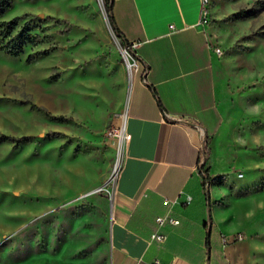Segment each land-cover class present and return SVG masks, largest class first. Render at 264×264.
<instances>
[{"label":"rangeland","instance_id":"1","mask_svg":"<svg viewBox=\"0 0 264 264\" xmlns=\"http://www.w3.org/2000/svg\"><path fill=\"white\" fill-rule=\"evenodd\" d=\"M9 1L0 19L29 20L43 42L18 57L0 52V137H33L0 140V264H108L109 197L92 191L111 175L105 133L136 72L132 58L103 0ZM208 14L220 51L219 153L229 165L205 191L264 264V0H209Z\"/></svg>","mask_w":264,"mask_h":264},{"label":"crops","instance_id":"2","mask_svg":"<svg viewBox=\"0 0 264 264\" xmlns=\"http://www.w3.org/2000/svg\"><path fill=\"white\" fill-rule=\"evenodd\" d=\"M111 14L143 69L111 119L115 126L124 113L129 139L108 202V264H257L250 241L221 243V235L240 232L205 191L229 164L219 153L221 75L211 31L198 22L200 0H112ZM184 194L190 202L171 207L180 223L162 229L164 242L150 241L154 217L167 209L162 200Z\"/></svg>","mask_w":264,"mask_h":264},{"label":"trees","instance_id":"3","mask_svg":"<svg viewBox=\"0 0 264 264\" xmlns=\"http://www.w3.org/2000/svg\"><path fill=\"white\" fill-rule=\"evenodd\" d=\"M103 8L105 11V15L107 18L108 25L113 33V35L119 40L120 46L125 49V51L133 58L138 59V57L135 56L133 51L130 49V46L128 43L124 41L122 36L120 35L119 31L117 30L111 10H112V0H103ZM10 1L9 0H0V17L1 15L10 8ZM242 12L238 11L234 18L237 19V17L240 16ZM47 19L53 21L55 24H64L63 20H57L53 19L51 17H47ZM21 16H14L13 18L9 20H1L0 19V52L4 53L7 56L10 57H18L23 53V50L29 46L30 49H33L34 47L42 44V38L39 37L37 33H34L35 29L37 28L35 25H32L29 20L21 21ZM67 31V28L64 27L62 31H58V33L63 34ZM53 50V47L48 48L46 51L43 50H37L32 53H29L25 61L27 63L35 60L36 58L46 55V53ZM157 104L159 105L158 101ZM33 137L31 136H20V137H9L6 135H1L0 140L2 141H8L15 145L20 144H26L29 143L32 140ZM204 164L201 165V173H202V186L205 185V182L209 180L207 172L208 169H204Z\"/></svg>","mask_w":264,"mask_h":264},{"label":"built area","instance_id":"4","mask_svg":"<svg viewBox=\"0 0 264 264\" xmlns=\"http://www.w3.org/2000/svg\"><path fill=\"white\" fill-rule=\"evenodd\" d=\"M208 5H209V0H200V15H199V21H198L200 25H205L209 20ZM134 45L135 43L129 44L130 49ZM214 52L217 55L220 53L219 49L217 48L214 49ZM131 58H132V63H133L132 65H133L134 70L135 71L142 70L143 69L142 63L138 59H135L133 57ZM119 116H120L119 123L115 126H111V128L108 129V131L105 133L108 139L111 140L112 147L115 150L111 175L107 179V181H105L103 184H101L99 187L95 188L92 191L93 194L104 191L105 194L109 197V200L112 197V193H113L115 183H116V178H117L118 172L121 167L123 145L129 139V134H127L124 130V113H120ZM203 156H202L201 165L203 164L205 160V157ZM112 175H113V178L111 179ZM237 177H242V174L238 173ZM190 200H191V197L186 194H184V198L182 201H179L178 197L174 199H163L162 205L167 208L166 212L164 214L156 215L154 217V223L156 227L149 234L148 239L150 241L157 242V243L164 242L167 238V234L163 232L162 229L166 226H177L180 223V220L173 215L171 211V207L179 203L183 205L188 204ZM220 240L222 244L234 243L236 241L242 240V234L234 233L232 235H221ZM152 264H162V263L159 262L158 260H155Z\"/></svg>","mask_w":264,"mask_h":264},{"label":"bare ground","instance_id":"5","mask_svg":"<svg viewBox=\"0 0 264 264\" xmlns=\"http://www.w3.org/2000/svg\"><path fill=\"white\" fill-rule=\"evenodd\" d=\"M113 178V175L111 176V179Z\"/></svg>","mask_w":264,"mask_h":264},{"label":"water","instance_id":"6","mask_svg":"<svg viewBox=\"0 0 264 264\" xmlns=\"http://www.w3.org/2000/svg\"><path fill=\"white\" fill-rule=\"evenodd\" d=\"M123 55V54H122ZM123 57H124V55H123ZM124 60H125V57H124Z\"/></svg>","mask_w":264,"mask_h":264}]
</instances>
